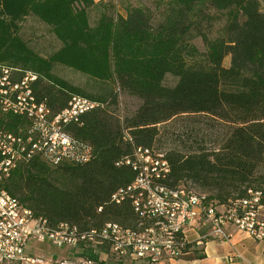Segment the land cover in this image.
I'll list each match as a JSON object with an SVG mask.
<instances>
[{
	"label": "trees",
	"instance_id": "16d2710c",
	"mask_svg": "<svg viewBox=\"0 0 264 264\" xmlns=\"http://www.w3.org/2000/svg\"><path fill=\"white\" fill-rule=\"evenodd\" d=\"M96 2L0 0V66L36 73L30 87L37 101L57 113L71 95L83 94L53 73L55 63L110 80L139 101L123 116L113 111L119 103L114 89L84 93L105 105L84 112L66 129L92 146V159L53 166L35 156L11 172L7 192L52 224L86 227L113 220L130 225L136 219L131 202L115 204L111 198L135 177L125 160L136 146L153 148L163 124L180 115L204 114L225 130L213 147L166 151L170 173L165 182L190 181L221 200L252 189L264 203V0H139L127 3L125 14L102 12L91 25L88 9ZM29 14L48 24L63 43L49 57L19 34ZM218 22V33L211 35ZM167 75L173 84L165 82ZM23 124L12 115L5 125L16 132ZM89 257L90 264H108Z\"/></svg>",
	"mask_w": 264,
	"mask_h": 264
},
{
	"label": "built area",
	"instance_id": "2783aa9c",
	"mask_svg": "<svg viewBox=\"0 0 264 264\" xmlns=\"http://www.w3.org/2000/svg\"><path fill=\"white\" fill-rule=\"evenodd\" d=\"M36 78L32 71L20 74L0 66V264H90V255L117 264L170 261L191 249L190 229L198 236L197 244L210 237L228 241L229 228L264 242V203H258L262 194L252 195V189H247L243 196L221 200L183 182L171 185L165 182L170 164L163 152L152 147H134L133 157L125 163L135 177L111 195L115 204L126 199L131 202L136 216L132 224L107 220L99 226L81 227L67 221L52 224L36 216L4 188L11 172L35 156L53 166L90 161L92 146L75 138L66 127L79 123L84 112L105 105L73 94L54 113L45 102L36 100L30 87ZM12 115L25 120L16 132L5 125ZM43 242L78 252L81 258L72 262L35 252L34 244Z\"/></svg>",
	"mask_w": 264,
	"mask_h": 264
},
{
	"label": "rangeland",
	"instance_id": "374dc122",
	"mask_svg": "<svg viewBox=\"0 0 264 264\" xmlns=\"http://www.w3.org/2000/svg\"><path fill=\"white\" fill-rule=\"evenodd\" d=\"M95 1H97L96 5L88 9L89 22L91 25L96 24L102 12L106 11L111 14L119 12L125 14L124 6L127 3L136 4L139 0H121L124 2H120V0H104V2H99V0ZM219 23L220 22L214 25L211 35H216L218 33ZM19 34L27 41V45H29L31 49L44 57H49L54 52L58 51L63 44L51 30L50 26L33 14L25 16L22 20ZM194 42L200 50L204 49V44L200 38H196ZM223 63L226 66L229 64L228 56L225 57ZM52 71L62 81L75 89H79L83 94L102 95L114 89L118 92L119 103L118 107L113 111L120 115L126 116L131 114L139 104L136 98L119 91V89L115 87L114 82H110V80L97 79L81 72V70L61 63H55L52 67ZM165 82H167V84H173L174 78L167 75ZM83 94L79 93L78 95L92 99L86 96V94ZM225 128L226 126L214 121L208 115H180L170 120L168 123L163 124L159 139L155 142L153 149L165 153L170 149H179L185 152L188 149L197 148L199 146L213 147L215 146V137L218 133L224 131ZM183 182L193 186L199 191L210 193L208 190H204L190 181ZM34 245L36 247L34 250L35 252L43 253L47 257H53V255H55L56 259H65L72 262H77L81 258L80 253L69 250L68 248L56 247L45 242L35 243ZM105 261H107L108 264H117L116 261H112L111 259Z\"/></svg>",
	"mask_w": 264,
	"mask_h": 264
},
{
	"label": "crops",
	"instance_id": "0c3cea01",
	"mask_svg": "<svg viewBox=\"0 0 264 264\" xmlns=\"http://www.w3.org/2000/svg\"><path fill=\"white\" fill-rule=\"evenodd\" d=\"M230 238L222 240L207 238L202 244H197L198 236L193 230H188V239L193 242L191 249L179 259L159 261L151 264H264V242L255 241L242 230L229 228ZM197 253L203 254L201 259ZM228 256H232L229 261ZM126 264H147L146 262L134 261Z\"/></svg>",
	"mask_w": 264,
	"mask_h": 264
},
{
	"label": "bare ground",
	"instance_id": "6f19581e",
	"mask_svg": "<svg viewBox=\"0 0 264 264\" xmlns=\"http://www.w3.org/2000/svg\"><path fill=\"white\" fill-rule=\"evenodd\" d=\"M259 193H260V192H254V193H252V195H259ZM258 203H261V202H260V196H258Z\"/></svg>",
	"mask_w": 264,
	"mask_h": 264
}]
</instances>
